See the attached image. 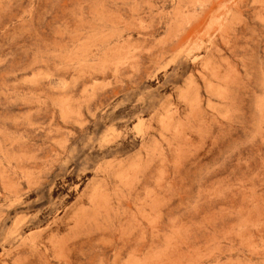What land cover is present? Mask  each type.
Masks as SVG:
<instances>
[{"label":"rangeland","instance_id":"obj_1","mask_svg":"<svg viewBox=\"0 0 264 264\" xmlns=\"http://www.w3.org/2000/svg\"><path fill=\"white\" fill-rule=\"evenodd\" d=\"M0 264H264V0H0Z\"/></svg>","mask_w":264,"mask_h":264}]
</instances>
